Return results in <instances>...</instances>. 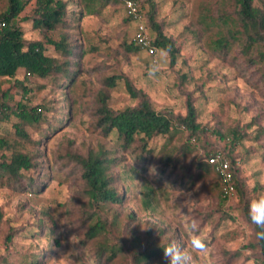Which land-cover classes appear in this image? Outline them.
Instances as JSON below:
<instances>
[{
  "label": "rangeland",
  "instance_id": "obj_1",
  "mask_svg": "<svg viewBox=\"0 0 264 264\" xmlns=\"http://www.w3.org/2000/svg\"><path fill=\"white\" fill-rule=\"evenodd\" d=\"M71 1V13H79L81 19H68L70 27L65 32L85 50L79 59L76 80L69 83L61 77L25 78L20 69L17 78L32 91L25 99L15 92L19 89H12L6 99L11 107L8 117L0 114V137L8 144L7 149H0V156L3 152L10 155L15 150L33 154L37 165L27 174L31 180H42L35 192H19L6 186L5 180L0 178V264H105L95 258L91 246L80 245L79 234L87 227V224L80 226L81 217L76 211L75 200L79 199L76 190L80 185L77 173L72 171L73 164L64 157L68 148L83 151L96 148L98 143L104 145L108 157L120 158L119 166L109 164L108 168L115 185L127 188L124 203L100 207L104 217L109 221L115 219L110 232H106L108 242L125 253L113 264H132L131 251L149 250L172 235L176 243L192 255V264H219L221 249L247 245L251 230L237 192L228 195L221 209L229 213L231 219H222L215 229L214 223L221 216L218 194L222 186L220 177L206 164L204 156L220 150L234 158L231 162L228 157L231 169L248 201L264 192V94L239 73L242 63L235 66L214 53L215 40L223 36L226 28L234 27V17L228 13L232 2L137 0L144 20L150 4H155L156 20L178 46L177 60L171 64L162 50L151 55L145 50L131 53L122 48L124 40H133L136 28L134 21L126 20L128 16L122 2ZM7 5L8 0H0V13ZM31 6L32 1L25 7L22 14L25 19L20 23L25 37L43 41L46 37L57 39V32L32 29L30 20L26 19ZM225 11L227 14L222 17ZM148 31L152 38L149 28ZM237 39L241 46V38ZM49 49L52 52L51 46ZM233 54L237 57V50H233ZM111 74L128 76L135 88L149 96L156 110L183 115L187 97L194 101L197 122L202 128L197 139L188 140L187 132L182 129L173 138L159 136L151 141L155 152L163 156L175 148L181 149L176 173L161 185L152 182L148 173L129 171L135 162L130 155L116 152L114 136L103 138L90 126L94 97L102 87L101 78ZM9 86L10 80H0V89ZM19 100L43 107L45 119L38 125L25 127L31 139L38 141L36 145L19 140L14 133L13 123L18 119L13 110ZM109 103L121 109L134 105L136 100L130 98L120 80L111 89ZM232 127L241 135L234 144L215 133L217 128ZM181 177L186 179L184 185L179 183ZM172 182L177 186L170 185ZM210 217L212 222H209ZM193 220L198 226L196 234L207 245L201 256L191 253L185 244L188 226ZM127 224L131 228H126ZM134 227H139L135 234L132 233ZM158 229L163 230L159 237ZM182 230L188 232L187 237L181 234ZM9 234L12 237L7 242ZM247 251L244 249L245 253ZM152 264H165L163 254ZM234 264L255 263L242 258Z\"/></svg>",
  "mask_w": 264,
  "mask_h": 264
},
{
  "label": "trees",
  "instance_id": "obj_2",
  "mask_svg": "<svg viewBox=\"0 0 264 264\" xmlns=\"http://www.w3.org/2000/svg\"><path fill=\"white\" fill-rule=\"evenodd\" d=\"M31 1V13L26 19L30 20L32 29L57 32V39L46 37L43 41L30 40L25 37V31L20 23L24 21L22 14ZM100 1L101 3L122 2L121 0ZM228 1L232 2L228 13L234 17V27L226 28L223 36L215 40L217 48L214 53L219 58L228 59L235 66L242 63L238 69L239 73L264 94V0ZM71 4V0H8L5 11L0 13V80H10L11 86L0 89V114L7 116V111L11 109L6 99L12 89H19L15 92L25 99L32 91L29 86L17 78V72L20 69L24 71L25 78L61 77L69 83H74L76 80L80 70L79 59L84 56L85 50L76 39L70 37L69 32H65L70 27L68 19H81L79 13H71ZM226 14V11L222 12L221 16ZM126 20L134 21L130 17H126ZM145 21L151 30L152 44L157 50L166 52L170 63L174 64L179 49L174 40L164 32L163 25L156 20L155 4H150ZM238 37L243 42L241 46L238 44ZM49 46L52 47V52H49ZM122 48L131 53H138L142 50L133 40H124ZM233 50H237V57L233 54ZM120 80H123L128 95L136 100V103L116 109L109 103L110 92ZM100 83L102 87L95 94L90 113V126L103 138L114 136L116 152L130 155L135 162L128 168L129 171L136 174L148 173L152 182L161 185L163 181L176 173L177 157L181 149L175 148L173 152L163 156L155 152L151 141L159 136L173 138L182 129L187 132L188 140L197 139L202 128L197 122V110L193 99L187 97L186 110L183 115H173L156 110L149 96L135 88L131 79L126 75H106L101 78ZM27 102L19 100L15 103L13 113L18 121L13 123L14 133L19 140L36 145L38 141L31 139L25 127L26 125H38L45 119V116L40 104L33 105ZM258 129L261 133L262 128L259 126ZM215 133L222 139L230 140L232 144L241 138L233 127L226 130L217 128ZM2 148L7 149L8 144L0 137V149ZM217 152L223 154L220 150H214L207 152L204 157ZM108 153L104 145L98 143L96 148L91 147L83 151L68 148L64 157H68L70 163L73 164L72 171L77 173L80 185V189L76 190L79 194V199L75 200L76 211L81 217L80 226L85 227L87 224V227L79 234L80 245L83 248L91 246L97 260L105 264H113L125 253L122 248H117L114 243L108 242L106 232H110L115 219L112 218L109 221L100 213V207L103 204L112 206L124 203L127 198V188H119L115 185L116 181L108 167L109 164L114 167L119 166L121 160L115 155L108 157ZM224 155L229 157L231 162L234 160L229 153ZM0 157V178L5 180L6 186L19 192H35L38 189L37 184L42 180H31L27 174L37 165L33 154L15 150L10 155L3 152ZM231 170L234 192L239 194L241 209L248 220L249 201L243 197L240 182L236 178L234 169ZM185 182L184 177L179 179V183L184 185ZM192 183L193 181L190 182ZM170 185L177 186L175 182ZM227 199L228 195H224L220 190L218 210L221 216L214 223L215 229L222 219H231L229 213L221 210ZM129 216L132 217V214L129 213ZM212 220L213 218L210 217L209 222ZM128 225L130 224H127L126 228H131ZM249 225L250 242L238 249L222 248L219 264H234L242 258L243 261L251 259L255 264H264V240L258 241L254 236L255 226L250 222ZM138 230L139 227H134L132 233L135 234ZM158 231L159 237L163 230L158 229ZM181 234L188 236L186 230H182ZM11 237V234L7 235V242L11 240ZM172 241L176 242V237L173 235L161 245L149 250L131 251L132 264H152L153 260L163 254L161 247L164 245L162 244ZM244 249L248 251L245 253Z\"/></svg>",
  "mask_w": 264,
  "mask_h": 264
},
{
  "label": "clouds",
  "instance_id": "obj_3",
  "mask_svg": "<svg viewBox=\"0 0 264 264\" xmlns=\"http://www.w3.org/2000/svg\"><path fill=\"white\" fill-rule=\"evenodd\" d=\"M248 220L255 226V238L264 240V192L257 193L248 203ZM198 226L193 220L188 226L189 236L185 241L187 249L191 253L201 256L207 250L205 240L196 234ZM165 264H192V255L185 251L175 241L169 242L161 247Z\"/></svg>",
  "mask_w": 264,
  "mask_h": 264
},
{
  "label": "built area",
  "instance_id": "obj_4",
  "mask_svg": "<svg viewBox=\"0 0 264 264\" xmlns=\"http://www.w3.org/2000/svg\"><path fill=\"white\" fill-rule=\"evenodd\" d=\"M126 15L134 20L136 28L133 35V41L149 54H155L157 48L152 44V38L149 34L147 24L144 20V12L137 0H121ZM1 25V23H0ZM206 164L220 177V183L224 195H231L235 188L232 181V170L230 160L220 152L211 153L204 158Z\"/></svg>",
  "mask_w": 264,
  "mask_h": 264
}]
</instances>
